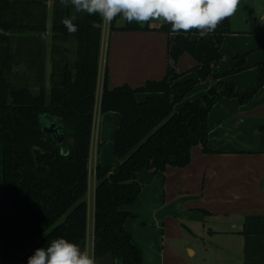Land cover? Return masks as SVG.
<instances>
[{
  "label": "trees",
  "instance_id": "1",
  "mask_svg": "<svg viewBox=\"0 0 264 264\" xmlns=\"http://www.w3.org/2000/svg\"><path fill=\"white\" fill-rule=\"evenodd\" d=\"M48 0H0V264H27L37 248L63 237L78 246L88 237L90 149L95 119L103 21L97 15L76 12L53 1L51 75L48 84ZM75 16L78 31L69 34L62 18ZM111 32H158L175 36L169 43L167 74L133 89H109L105 75L100 112L122 116L115 133L114 154L121 166L97 165L94 211V257L113 254L123 264H142V251L134 244L125 223L133 216L125 210L142 192L138 174H163L168 168H186L191 153L209 145V115L222 99L250 103L264 88V64L256 65L254 88L239 92L223 80L247 69V56H237L230 72L214 77L224 60L222 45L232 34L231 17L212 33H175L169 24L157 28L135 22ZM75 41L76 58L69 43ZM188 54L196 66L178 72L180 58ZM25 66L13 72L12 65ZM195 75V77H189ZM218 81L200 100L188 96L200 84ZM148 95L144 102L137 96ZM46 120L62 127L58 142L43 131ZM264 134V126L260 128ZM68 152V154H66Z\"/></svg>",
  "mask_w": 264,
  "mask_h": 264
},
{
  "label": "crops",
  "instance_id": "2",
  "mask_svg": "<svg viewBox=\"0 0 264 264\" xmlns=\"http://www.w3.org/2000/svg\"><path fill=\"white\" fill-rule=\"evenodd\" d=\"M47 4L50 12L53 0ZM250 22L242 29L234 28L231 16L233 33L225 36L222 45L225 59L214 69V77L224 75L236 67L237 56L246 55L247 69L223 80L234 83L239 92L256 86L255 66L264 64V29H252ZM51 27L48 16L44 37L49 53L48 84ZM102 37L99 72L102 65L103 73L98 76L89 168L112 166L117 173L121 161L114 154V139L122 116L100 112L105 75L108 72L109 89L124 85L137 89L149 81L163 80L167 74L169 43L175 36L110 31L107 61L103 53L106 41L103 31ZM69 47L74 60V40ZM196 64L193 57L185 54L178 62V72L190 71ZM217 83L213 79L198 85L188 101L200 100ZM147 97L140 94L137 100L144 102ZM208 124L212 154H204L196 147L186 168L170 167L163 174L151 171L138 174L142 192L134 205L125 208L133 216L126 221L125 228L142 251V264H264V134L260 130L264 126V88L246 105L237 99L222 98L210 113ZM96 185V178H90L88 203L91 201L93 205V210L89 207L93 220L88 236L90 232L91 241L88 238L85 245L79 246L93 256ZM1 197L0 186V202ZM182 230L187 234L186 257L174 247L175 241L184 235ZM115 264L123 263L116 259Z\"/></svg>",
  "mask_w": 264,
  "mask_h": 264
},
{
  "label": "clouds",
  "instance_id": "3",
  "mask_svg": "<svg viewBox=\"0 0 264 264\" xmlns=\"http://www.w3.org/2000/svg\"><path fill=\"white\" fill-rule=\"evenodd\" d=\"M62 6H72L76 12L99 15L106 25L117 17L141 26L152 21L169 24L175 33L199 32L201 37L212 33L225 19L233 16L240 0H59ZM76 17L62 18L69 34L78 31ZM13 72L25 66L12 65ZM27 264H96L95 258L76 243L60 237L47 247L37 248Z\"/></svg>",
  "mask_w": 264,
  "mask_h": 264
},
{
  "label": "rangeland",
  "instance_id": "4",
  "mask_svg": "<svg viewBox=\"0 0 264 264\" xmlns=\"http://www.w3.org/2000/svg\"><path fill=\"white\" fill-rule=\"evenodd\" d=\"M52 1V0H50ZM54 1V0H53ZM264 17V0H240L239 6L237 11L235 12V14L233 15V19H234V28L237 27L238 29H242L245 27L247 23V21H251L250 23H252V29H254V27H256V29L261 30L264 29L262 28V26L264 25V21L261 20V18ZM52 9L49 12V25H52ZM104 23V22H103ZM127 21L123 20L122 18L118 17L116 26L121 28L127 25ZM150 25H162L163 22L161 21H152L151 23H148ZM147 24H144L143 26H145ZM110 25H106L104 23L103 26V33H104V39L105 44H104V56H105V61H107L108 58V38H109V34H110V29H109ZM47 35L45 34L43 36V40L45 41L44 37H46ZM70 58L73 57V54L69 55ZM102 65L100 68V76L103 73L102 72ZM100 125V122H99ZM101 126V125H100ZM99 126V127H100ZM89 201H90V197H89ZM90 210H93V205L91 203V201L88 203ZM93 217L90 213L89 216V222H88V230L91 231V223H92ZM183 235L182 238L178 239L177 241H175L174 243V247L179 250L185 257H186V230H182L181 231ZM89 238V241H91V233L89 232V236L87 237V240ZM200 253H197L198 257H200Z\"/></svg>",
  "mask_w": 264,
  "mask_h": 264
},
{
  "label": "water",
  "instance_id": "5",
  "mask_svg": "<svg viewBox=\"0 0 264 264\" xmlns=\"http://www.w3.org/2000/svg\"><path fill=\"white\" fill-rule=\"evenodd\" d=\"M45 126L43 131L45 133L51 134L54 136V138L56 140H58V142L62 143V141L65 139L64 134L62 133V127L57 125V124H53V122H50L48 120H46ZM68 154V152L66 153ZM116 258L113 254H108L100 259H98L96 261V264H115Z\"/></svg>",
  "mask_w": 264,
  "mask_h": 264
},
{
  "label": "built area",
  "instance_id": "6",
  "mask_svg": "<svg viewBox=\"0 0 264 264\" xmlns=\"http://www.w3.org/2000/svg\"><path fill=\"white\" fill-rule=\"evenodd\" d=\"M90 178H92V177H94V178H96L95 177V175H96V170H92V169H90Z\"/></svg>",
  "mask_w": 264,
  "mask_h": 264
}]
</instances>
